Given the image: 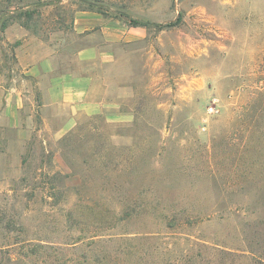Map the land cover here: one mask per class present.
<instances>
[{"label":"rangeland","instance_id":"374dc122","mask_svg":"<svg viewBox=\"0 0 264 264\" xmlns=\"http://www.w3.org/2000/svg\"><path fill=\"white\" fill-rule=\"evenodd\" d=\"M80 7L134 27L119 105L39 107L22 147L0 139V264H264V0H0V67L11 24L72 64Z\"/></svg>","mask_w":264,"mask_h":264},{"label":"crops","instance_id":"0c3cea01","mask_svg":"<svg viewBox=\"0 0 264 264\" xmlns=\"http://www.w3.org/2000/svg\"><path fill=\"white\" fill-rule=\"evenodd\" d=\"M132 28H128L131 31L126 37L129 30L124 21L90 7L76 8L74 29L79 35L77 40L83 43L73 50V63L69 64L59 43L42 38L21 24L8 26L7 40L18 43L13 62L0 67L2 142L22 147L30 129L36 128L39 107L41 111L45 107L84 108L85 112H92L93 107H118V101L109 102L104 96L123 92V84L116 83L111 90L109 87L116 75L114 65L119 62L113 47L126 38H134ZM84 40L89 42L84 44ZM98 65L105 71L97 72L94 67ZM6 150L10 151L11 146ZM19 152L16 161L21 162Z\"/></svg>","mask_w":264,"mask_h":264},{"label":"built area","instance_id":"2783aa9c","mask_svg":"<svg viewBox=\"0 0 264 264\" xmlns=\"http://www.w3.org/2000/svg\"><path fill=\"white\" fill-rule=\"evenodd\" d=\"M220 112V103L218 97H213L211 103L207 108V113L209 115H217Z\"/></svg>","mask_w":264,"mask_h":264},{"label":"trees","instance_id":"16d2710c","mask_svg":"<svg viewBox=\"0 0 264 264\" xmlns=\"http://www.w3.org/2000/svg\"><path fill=\"white\" fill-rule=\"evenodd\" d=\"M132 22H133L134 25H148V24H151V23L144 22V21H139V20H136V19H132ZM7 24H8V22L5 21L3 23V27L5 28L7 26ZM153 25H155V24H153ZM156 26L160 27V26H162V24L158 23V24H156Z\"/></svg>","mask_w":264,"mask_h":264}]
</instances>
